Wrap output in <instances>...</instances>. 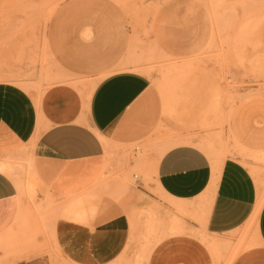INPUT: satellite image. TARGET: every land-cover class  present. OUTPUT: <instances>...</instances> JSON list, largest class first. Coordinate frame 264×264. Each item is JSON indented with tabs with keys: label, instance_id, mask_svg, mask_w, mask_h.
Returning a JSON list of instances; mask_svg holds the SVG:
<instances>
[{
	"label": "rangeland",
	"instance_id": "374dc122",
	"mask_svg": "<svg viewBox=\"0 0 264 264\" xmlns=\"http://www.w3.org/2000/svg\"><path fill=\"white\" fill-rule=\"evenodd\" d=\"M263 47L264 0H0V83L16 84L40 107L57 91L85 101L102 79L121 71L152 82L159 121L143 140L108 148L102 184L115 203L135 196V252L125 264H146L164 239L161 206L145 193L165 201L154 168L169 148L194 143L218 167L238 159L264 189V122L246 107L264 99ZM1 161L11 165L9 176L20 181L23 197L38 207L36 236L50 264H70L54 245L53 201L35 204L39 189L29 160ZM163 218L162 227L183 233L202 226L197 215L179 209ZM237 254L232 246L220 259L230 256L232 264Z\"/></svg>",
	"mask_w": 264,
	"mask_h": 264
},
{
	"label": "crops",
	"instance_id": "0c3cea01",
	"mask_svg": "<svg viewBox=\"0 0 264 264\" xmlns=\"http://www.w3.org/2000/svg\"><path fill=\"white\" fill-rule=\"evenodd\" d=\"M118 67L124 69L123 63ZM263 104L257 99L246 105L259 122H264ZM159 117L150 78L134 71L108 75L85 101L57 91L41 107L16 84L0 83V264L51 263L36 236L38 207L23 197L20 181L1 161L14 156L29 160L39 189L35 204L48 198L55 205L53 241L65 261H132L135 196L115 203L105 195L108 148L143 140ZM218 165L194 143L175 145L159 156L154 180L165 201L145 194L161 206L164 239L146 264H231L230 256L222 261L220 253L230 255L232 246H238L232 264H264V202H259L264 189L238 159ZM142 203L145 209L150 201ZM178 209L202 219L201 228L191 226L201 229V236L190 233L189 226L187 233L166 223L162 227L166 211ZM22 237L26 241L18 242Z\"/></svg>",
	"mask_w": 264,
	"mask_h": 264
},
{
	"label": "bare ground",
	"instance_id": "6f19581e",
	"mask_svg": "<svg viewBox=\"0 0 264 264\" xmlns=\"http://www.w3.org/2000/svg\"><path fill=\"white\" fill-rule=\"evenodd\" d=\"M135 67H136V66H135ZM0 79H1V77H0ZM7 164H8V163H7ZM7 164L5 165V167L7 168V170H9L11 167H10V168L7 167V166H9V165H7ZM0 165L3 166L4 164H3V165L0 164ZM10 170H11V169H10ZM260 199H261V200H259V202L261 201V202L263 203V202H264V197H262V195H261ZM259 202H258V203H259ZM262 203H261V205H262ZM261 205H258L257 208L259 209V206H261ZM181 231H182V230H180V232H181ZM217 244H218V243H217ZM217 244H215V245H217ZM219 245H220V244H219ZM220 246H221V245H220ZM154 248H155V247H154ZM154 248H152V249L149 251L148 256H147V259H148V257L150 256V254H151V252L153 251ZM144 254L146 255V253H144ZM117 263H118V262H117Z\"/></svg>",
	"mask_w": 264,
	"mask_h": 264
}]
</instances>
